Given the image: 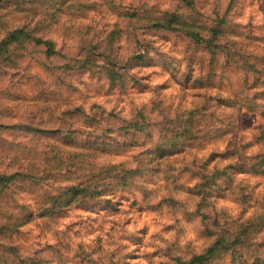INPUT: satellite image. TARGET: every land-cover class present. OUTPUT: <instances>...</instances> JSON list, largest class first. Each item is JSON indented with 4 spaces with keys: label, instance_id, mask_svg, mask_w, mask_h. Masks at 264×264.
<instances>
[{
    "label": "rangeland",
    "instance_id": "374dc122",
    "mask_svg": "<svg viewBox=\"0 0 264 264\" xmlns=\"http://www.w3.org/2000/svg\"><path fill=\"white\" fill-rule=\"evenodd\" d=\"M0 175V264H264V0H0Z\"/></svg>",
    "mask_w": 264,
    "mask_h": 264
},
{
    "label": "trees",
    "instance_id": "16d2710c",
    "mask_svg": "<svg viewBox=\"0 0 264 264\" xmlns=\"http://www.w3.org/2000/svg\"><path fill=\"white\" fill-rule=\"evenodd\" d=\"M242 108H243V106H242ZM250 111L253 112V113H258V112H257L255 109H253V108L250 109ZM258 114H259V113H258ZM1 178H4V176H1V175H0V179H1ZM212 250H213V248H210V249L208 250V252H211ZM201 258H203V255L197 257V259H200V260H201Z\"/></svg>",
    "mask_w": 264,
    "mask_h": 264
}]
</instances>
